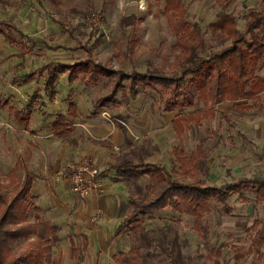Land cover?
I'll return each mask as SVG.
<instances>
[{
    "label": "rangeland",
    "instance_id": "rangeland-1",
    "mask_svg": "<svg viewBox=\"0 0 264 264\" xmlns=\"http://www.w3.org/2000/svg\"><path fill=\"white\" fill-rule=\"evenodd\" d=\"M181 3L187 21L201 30L203 55L224 45L222 35L212 28L221 11L233 12L242 29L251 8H264V0H233L227 7L222 0ZM165 4L166 0H0V18L12 20L25 32L52 44L76 45L77 39L90 44L97 38L100 42L93 46L92 56L115 70L144 71L151 61L170 71L183 59L185 51L177 44L174 27L163 12ZM131 14L135 20L122 27L121 18ZM51 16L76 27V38ZM79 56H86L82 47L54 50L39 45L25 52L0 35V192L11 199L25 168L37 176L31 201L42 207L43 217L62 226L60 241L53 248V257L59 264H116L112 254L129 251L135 245L132 230H117L130 208L131 187L126 178L117 177L116 170L109 168L117 152L126 151L131 143L140 146L148 138L152 154L147 160L174 172L178 163L173 146L182 145L190 152L204 140L211 148L209 182L264 177V92L248 100L254 103L251 108H238L233 101L216 104L212 117L201 125L191 123L180 138L172 128V118L178 112L162 111L159 94L151 89L138 86L136 92L123 96L115 87L116 73L111 74L112 79L101 76L95 82L70 83L68 72H63L55 82L54 94L49 95L45 88L48 72L41 70L42 66L51 60L72 62ZM30 72L35 75L29 81H16ZM255 73L264 77V66ZM107 96L118 102H99ZM70 101L77 105L75 112L69 109ZM201 105L198 102L195 107ZM59 116L75 123V128L58 135L53 123ZM96 137L104 138L106 148L102 153L95 151L92 160L96 164L102 159L96 165L105 175H99L101 186L97 193L81 199L63 173L83 158L84 151L78 150L92 144ZM147 181L143 176L138 182ZM247 197V201L238 194L230 197L231 214H226L220 203H213L212 211L204 218L209 225L207 241L194 229L191 216L168 208L148 219L144 226L165 244L178 246L183 264H210L207 245L222 242H227L223 264H251L256 254H245L252 238L246 227L260 218L264 234V201L250 192ZM31 213L30 221H34L33 208ZM83 234L88 237V248L75 257L73 242L81 247ZM33 238L14 243L13 253L36 260L26 243ZM235 247L244 254L240 258ZM152 250L148 264H169L160 248ZM257 264H264V260Z\"/></svg>",
    "mask_w": 264,
    "mask_h": 264
},
{
    "label": "trees",
    "instance_id": "trees-1",
    "mask_svg": "<svg viewBox=\"0 0 264 264\" xmlns=\"http://www.w3.org/2000/svg\"><path fill=\"white\" fill-rule=\"evenodd\" d=\"M222 1L227 7L233 0ZM163 12L167 13L170 24L174 27L177 44L185 51L183 59L170 71L151 61L147 62L144 71L115 70L92 56L93 46L100 42L97 38L90 44L78 39L76 45L52 44L25 32L9 19L0 18V35L4 36L8 44L20 47L25 52L39 45L54 50L60 47L84 48L86 56H79L72 62L51 60L42 66L41 70L48 72L45 88L49 95L54 94L55 82L63 72H68L70 83L76 80L95 82L101 76L112 79L111 74L116 73L118 76L114 78L115 87L121 89L123 96L136 92L138 86L151 89L158 92L162 111L178 112L172 119V126L180 138L191 123L201 125L204 119L212 117L215 105L220 102L233 101L238 108L253 107L254 103H249L248 100L264 92V77L255 73L257 68L264 66V8H251L242 29L237 26V18L233 12L221 11L212 22V28L222 35L224 45L218 49L211 48L205 55L200 54L201 30L187 21L181 0H166ZM81 14L85 15L86 12ZM51 18L59 22L71 37L76 38V27H69L55 16ZM134 20L133 14L125 15L120 24L125 27ZM20 55H24V52ZM34 75L35 72H30L16 81L27 82ZM111 101L118 102L112 96L99 100L105 105ZM198 102L202 105L195 107ZM69 109L72 112L77 109L74 101H70ZM53 128L58 135H63L71 131L72 122L59 116L54 121ZM148 142L149 139L145 138L140 146L131 143L127 151L121 152L109 164V168L126 178L131 187L130 208L119 222L117 230H132L135 242L129 251L113 253L111 258L114 263L148 264L147 257L157 247L169 264H183L182 252L178 246L165 244L144 226L148 219L154 218L156 213L166 208L191 216L194 229L207 241L209 225L204 223V218L212 211L214 202L220 203L226 214H231L229 199L233 194H238L242 200L247 201V193L250 192L257 200L264 201V177L245 176L224 183L207 180L210 174L208 161L211 148L204 140H200L190 152L182 145L173 146L172 152L178 163L174 172L158 162L147 160L152 154L147 147ZM143 176L148 181L140 184L138 181ZM35 179L36 176L25 168L24 176L16 185V193L11 199L0 192V264H59L53 257V248L60 241L62 226L43 217L41 206L31 201ZM32 208L34 221H30ZM261 223L262 220L256 218L246 227L252 238L245 254H256L251 264L264 260ZM30 237L34 238L26 242L27 250L36 255V260L25 255L16 256L12 251L14 243ZM82 237L84 240L81 247L73 242L72 255L75 257L79 251L82 253L88 248L87 235L83 234ZM226 245L227 242L207 245L210 264H223L222 253ZM235 251L238 258L244 255L238 247H235Z\"/></svg>",
    "mask_w": 264,
    "mask_h": 264
},
{
    "label": "built area",
    "instance_id": "built-area-1",
    "mask_svg": "<svg viewBox=\"0 0 264 264\" xmlns=\"http://www.w3.org/2000/svg\"><path fill=\"white\" fill-rule=\"evenodd\" d=\"M99 173L100 168L92 158L84 156L77 164L69 166L63 175L67 177L77 196L85 199L100 189Z\"/></svg>",
    "mask_w": 264,
    "mask_h": 264
},
{
    "label": "crops",
    "instance_id": "crops-1",
    "mask_svg": "<svg viewBox=\"0 0 264 264\" xmlns=\"http://www.w3.org/2000/svg\"><path fill=\"white\" fill-rule=\"evenodd\" d=\"M223 102H225V101H223ZM220 103H221V102H220ZM174 117H175V116H174ZM174 117H173V118H174ZM173 118H172V119H173ZM74 128H75V123L72 122V129H71V131H72ZM172 128H173V126H172ZM173 130H174V129H173ZM114 132H115V131H114ZM116 135H117V132H115V135H114V133H113V136H112V137L115 138ZM87 136H88V135H85L86 138H87ZM103 139H104V138H101V139H100V138H97V137H96L95 139H93L94 142H93L92 144H87L86 148L81 147L78 151H79V152L84 151L85 154L83 155V157H84V156H89V157H91V158H92V157L94 158L93 154L95 155V151L98 150L99 153L105 152V148H106V147H105V141H104ZM111 141H114V139L111 138ZM84 142H85V141H84ZM95 143L98 144V145H100V146H97ZM132 144H133V143H132ZM130 145H131V144H130ZM104 147H105V148H104ZM128 149H129V147L127 148V150H128ZM127 150H126V151H127ZM117 153L120 154V152H117ZM93 158H92V159H93ZM113 160H114V159H113ZM113 160H112V161H113ZM112 161H111V162H112ZM99 162H102V159H99V161H97V163H99ZM97 163H96V164H97ZM109 164H110V163H109ZM98 165H99V164H98ZM103 175H105V173H104ZM117 177L120 178L119 175H117ZM244 177H245V176H244ZM36 178H37V176H36ZM41 208H42V207H41ZM126 212H127V211H126ZM125 214H126V213H125ZM124 216H125V215H124ZM124 216H123V217H124ZM255 219H256V218H255ZM255 219H254V220H255ZM118 224H119V223H118Z\"/></svg>",
    "mask_w": 264,
    "mask_h": 264
}]
</instances>
